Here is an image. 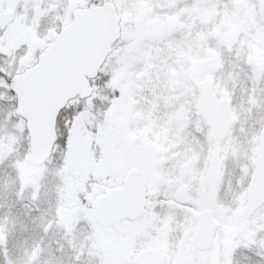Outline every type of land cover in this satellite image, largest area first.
<instances>
[{
	"label": "snow or ice",
	"instance_id": "6c2138e0",
	"mask_svg": "<svg viewBox=\"0 0 264 264\" xmlns=\"http://www.w3.org/2000/svg\"><path fill=\"white\" fill-rule=\"evenodd\" d=\"M0 264H264V0H0Z\"/></svg>",
	"mask_w": 264,
	"mask_h": 264
}]
</instances>
